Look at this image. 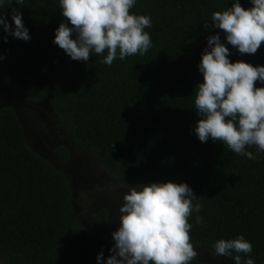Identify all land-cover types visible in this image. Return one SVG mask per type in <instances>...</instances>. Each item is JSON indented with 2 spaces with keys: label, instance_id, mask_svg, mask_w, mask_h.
Returning <instances> with one entry per match:
<instances>
[{
  "label": "trees",
  "instance_id": "obj_1",
  "mask_svg": "<svg viewBox=\"0 0 264 264\" xmlns=\"http://www.w3.org/2000/svg\"><path fill=\"white\" fill-rule=\"evenodd\" d=\"M239 2L252 7L251 0ZM232 3L136 0L130 13L150 16L145 31L152 46L144 55L117 56L109 66L101 63L106 52L77 61L53 42L56 28L67 23L59 0H13L2 11L12 23V7L18 8L31 39L3 33L0 81L26 98L47 101L68 140L135 187L187 183L197 195L193 204H202L189 217L193 244L213 250L216 240L243 235L254 264H264V152L249 147L250 159L211 138L202 143L194 132L201 118L194 103L203 82L198 65L209 36H220L232 62L264 66V44L255 54H240L211 26L212 13ZM112 246L82 227L65 174L27 145L12 109L1 107L0 264H106Z\"/></svg>",
  "mask_w": 264,
  "mask_h": 264
},
{
  "label": "clouds",
  "instance_id": "obj_2",
  "mask_svg": "<svg viewBox=\"0 0 264 264\" xmlns=\"http://www.w3.org/2000/svg\"><path fill=\"white\" fill-rule=\"evenodd\" d=\"M24 0H15L22 5ZM136 0H59V7L67 23L61 22L55 30L54 43L71 59L88 61L90 55L107 53L101 63L111 65L119 56L144 55L152 46L150 16L130 13ZM13 5V0H0V41L7 36L29 41L22 13L12 7L9 23L2 9ZM252 7H242L239 0L223 11L211 15L212 27L223 31L226 41L240 54H255L264 44V0H251ZM14 24V28H13ZM69 24L71 27H69ZM209 27V25H205ZM75 33V38H73ZM198 65L203 82L195 90V108L201 117L194 132L203 142L211 138L222 142L237 155L255 159L246 152L255 146L264 152V66L229 59V48L220 36L207 39ZM4 59L0 52V61ZM127 190L119 204V227L111 233L114 240L106 264H192L198 251L191 242L192 224L189 217L199 213L202 204L187 183L152 182L133 187L124 180ZM97 191L102 189L97 188ZM196 224L203 218L195 217ZM213 255L230 257L234 264H254L252 244L243 235L234 239H218ZM233 253H237L233 255ZM240 253L248 258L242 260ZM103 260V252L97 255Z\"/></svg>",
  "mask_w": 264,
  "mask_h": 264
},
{
  "label": "flooded vegetation",
  "instance_id": "obj_3",
  "mask_svg": "<svg viewBox=\"0 0 264 264\" xmlns=\"http://www.w3.org/2000/svg\"><path fill=\"white\" fill-rule=\"evenodd\" d=\"M27 101L45 102V104L48 105L49 112H51V114H48L50 117H48L46 114H43V122L35 120L36 118L34 117L33 112L31 113L32 114L30 115L31 119L33 121L35 120V123H37L36 127H38L39 131H41L42 127H45L50 124L52 125V122L56 126L54 127L55 130L53 128L48 129L50 133L49 137H47L46 134H43L41 137V139L47 143L46 147L37 144L34 140L32 143H30L35 149L34 152H36L38 155L46 159L54 167L60 169L64 174L66 173L64 167L68 166L69 168V166H71L67 163L69 161L73 162L72 166L74 167L79 166V164L85 165L82 164V162L84 161V159H86V156L88 155L92 156V155L89 152L80 148L79 146H76L72 141L67 139V137L65 136L64 132L62 131L59 125V120L57 119L56 114L52 111V107L47 101L31 100L29 98H26L19 91L10 88L9 86L6 85V83L0 81V108L4 106H9L12 109L16 118L18 119L17 121L20 124L21 132L26 142L28 139L25 135V131L29 133V128L28 126H25L26 121L23 119L21 113L18 111V106L24 105L25 107L27 106L30 107V104ZM59 146H62L64 148L65 155L61 156L62 154L60 153V148H58ZM75 152H79L80 154L78 156H75ZM99 163L102 164L101 162ZM102 166L107 170L109 176L121 181L124 180L128 182L131 186H134L124 177L115 174L114 172L106 168L103 164ZM71 171L73 174L77 173L73 171L72 168ZM68 183L69 186L72 185L69 181ZM70 190H71L72 209L79 223L82 225V227L92 236L107 241L113 245L114 240L112 238L111 233L119 227V219H118L119 213L118 211L114 210L116 211V213L115 215L112 214L113 209L111 208V206H113V204L108 202L109 198L108 197L106 198L103 195L95 196L94 194H91L86 191L71 189V186H70ZM79 193H82V197L79 196ZM80 212L83 215L82 217L80 216L81 214ZM193 245L196 247L198 251L199 255L197 257V260L199 261L214 262L219 264H234V261L230 257H216L213 255V250L208 249L202 245H195V244ZM201 250L207 251L206 253H208V256L207 255L205 256V254H201L200 256Z\"/></svg>",
  "mask_w": 264,
  "mask_h": 264
},
{
  "label": "rangeland",
  "instance_id": "obj_4",
  "mask_svg": "<svg viewBox=\"0 0 264 264\" xmlns=\"http://www.w3.org/2000/svg\"><path fill=\"white\" fill-rule=\"evenodd\" d=\"M30 107H25L24 105L18 106V111L21 113V116L26 121L25 126H28L29 133L25 131V135L27 137V145L35 151L33 146L30 144L33 142V140L39 144L43 145L44 147L47 146V143L44 142L41 137L43 134H46L47 137H49V130L54 127L55 124L52 122V125H47L45 127H42L41 131H39L37 126V123H35V120L43 122V114H46L48 117H50L48 114H51L48 110V105L45 104V102L37 101V102H29ZM33 112L34 117L36 118L34 121L31 119ZM36 128V129H35ZM38 149V148H37ZM39 150V149H38ZM80 153L75 152V156H78ZM81 157V156H79ZM89 159V160H88ZM69 165L64 167L66 171V176L68 181L72 184L71 189L75 190H81L86 191L91 194H94L95 196L103 195L106 198L108 197L109 203L113 204L111 208L113 209L112 214L115 215L116 211L119 209V204L122 202V194L127 189L123 187L122 182L123 180L115 179L111 176H109V173L107 170L100 164L97 159H95L92 156H86V159L82 162L79 166H72V161L67 162ZM71 168L73 171L77 172L76 174H73L71 171ZM118 180V181H116ZM126 182V181H125ZM128 185H130L128 182H126ZM134 187V186H133ZM102 189L101 191H97L96 189ZM116 210V211H114ZM81 213V212H80ZM82 217V213L80 214ZM207 251L201 250V254H205V256H208Z\"/></svg>",
  "mask_w": 264,
  "mask_h": 264
},
{
  "label": "water",
  "instance_id": "obj_5",
  "mask_svg": "<svg viewBox=\"0 0 264 264\" xmlns=\"http://www.w3.org/2000/svg\"><path fill=\"white\" fill-rule=\"evenodd\" d=\"M18 120V119H17Z\"/></svg>",
  "mask_w": 264,
  "mask_h": 264
}]
</instances>
